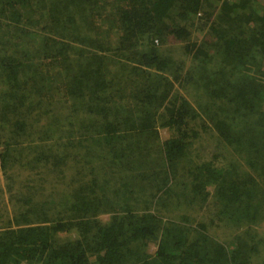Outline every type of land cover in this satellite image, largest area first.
<instances>
[{"label": "trees", "instance_id": "obj_1", "mask_svg": "<svg viewBox=\"0 0 264 264\" xmlns=\"http://www.w3.org/2000/svg\"><path fill=\"white\" fill-rule=\"evenodd\" d=\"M0 264H264V0H0Z\"/></svg>", "mask_w": 264, "mask_h": 264}, {"label": "rangeland", "instance_id": "obj_2", "mask_svg": "<svg viewBox=\"0 0 264 264\" xmlns=\"http://www.w3.org/2000/svg\"><path fill=\"white\" fill-rule=\"evenodd\" d=\"M204 22V18L202 19V21H197V23L199 25H195L194 27H196L197 29L201 27V24ZM204 37L203 36V40H204ZM202 40V41H203ZM199 41V40H198ZM170 49L173 51V56L177 58L178 61L176 62H185L187 64V66H189V58L185 56L184 54V50H183V47L179 44V46H176V45H170ZM216 59V58H215ZM181 64L177 65V66H180ZM212 67L213 68H216L218 67V64H212ZM187 70H189V68H186ZM199 88H196L195 87V90H198ZM190 100L192 99L190 96L188 97ZM204 146H207L210 148V150L212 151V148L211 146H213L215 144V142L211 139H207L206 142L203 143ZM13 174H15L14 172H12ZM16 175V174H15ZM3 185V184H2ZM200 215H198L199 217ZM216 228L214 229V234L221 237L222 240L226 241L228 238H230L232 236V232L233 231H230V230H227L225 229L224 227L223 228H220V227H217L215 226Z\"/></svg>", "mask_w": 264, "mask_h": 264}]
</instances>
